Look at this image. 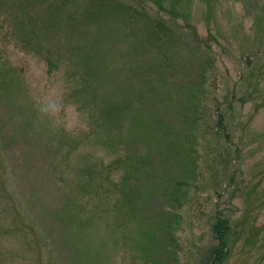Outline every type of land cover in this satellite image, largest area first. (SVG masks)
I'll return each mask as SVG.
<instances>
[{
  "label": "rangeland",
  "instance_id": "1",
  "mask_svg": "<svg viewBox=\"0 0 264 264\" xmlns=\"http://www.w3.org/2000/svg\"><path fill=\"white\" fill-rule=\"evenodd\" d=\"M143 3L152 14L160 13L163 16L160 20L171 24L173 30L171 39L159 44L157 57L150 50L151 65L164 68L156 67L151 71L153 74L139 72L136 63L123 62V56L135 53V49L125 55L124 33L111 23L103 28L94 24L88 34L77 27L67 31L66 26L56 32L58 25H46L31 41V47L9 46L4 52L0 73L8 85L2 88L6 93L1 99L4 108L0 123L6 128L4 133L18 141L5 152L6 166L0 160V199L7 202L2 208L11 205L7 212L0 211L3 213L0 231L10 232L0 241V264H131L142 260V255L135 252L136 242L126 241L127 235L115 228L127 211L129 214V208L116 206L114 197L118 196L113 195L108 205L102 203L99 209L88 208L80 213L86 216L83 224L79 221L71 224L69 220L73 204L86 202L94 191L86 186L82 171L88 168L104 171L106 165L111 168L120 154L125 155V138L135 132L132 126L114 132L118 125L113 118L97 134L93 133L92 108L101 105L103 108L104 100L121 102L127 95L134 97L136 91L151 92L144 98H158L160 80L155 72L159 70L174 72L177 67L195 71L202 59H217L220 98L228 103L234 97L232 109L226 110L223 104V111L232 123L229 131L236 132V141L238 136L242 137L239 142L243 152L239 156L233 153L234 146L227 145L219 134L209 132L202 138V156L196 170L200 186L193 203L186 207L188 221L178 232L190 253V264H199L200 257L212 244L211 224L217 202L222 201L219 204L222 208L236 209L235 204L223 205V201L231 197L233 203L241 206L246 199L241 192L234 194L236 198L230 190L227 192L230 176L237 174L238 184H246L258 180L253 175H261L264 95L256 94L255 87L262 79L260 89H264V0H143ZM171 11L178 15L168 20ZM60 45L64 46L62 52ZM49 48L54 52V61L68 57L73 63L53 68L45 60ZM248 57L253 59L251 66H247ZM130 68L128 74L126 70ZM68 77L74 85H70L71 80L67 82ZM150 103L152 107L157 105L156 101L147 100V105ZM159 110L163 118L168 113L166 108ZM13 133H18V137ZM149 141L134 136L129 150L131 155L144 152L150 160L145 168L157 170V163L152 162L158 157L157 152ZM159 159L162 162V155ZM135 165L129 175L134 174ZM112 169L114 179L126 172L120 171L117 163ZM155 170V180L147 175L143 193L138 192L140 200L159 182L160 172L158 175ZM150 179L152 184L148 182ZM96 183L91 180L88 185L94 184L96 189ZM255 187L256 193L264 192L263 186ZM223 188L227 195L218 197L216 191ZM130 196L134 199V195ZM207 197L211 201H205ZM202 209L204 217L199 213ZM147 212L138 209V222L131 223L133 230L127 234L135 236L134 230L142 228L146 236L140 242L151 244L149 237L156 222L152 214L145 217Z\"/></svg>",
  "mask_w": 264,
  "mask_h": 264
},
{
  "label": "trees",
  "instance_id": "2",
  "mask_svg": "<svg viewBox=\"0 0 264 264\" xmlns=\"http://www.w3.org/2000/svg\"><path fill=\"white\" fill-rule=\"evenodd\" d=\"M148 9L143 0H0V70L3 67L2 56L9 46L17 49L31 47V41L45 30L46 25H58L56 32L62 31L66 26L67 31L77 27L79 31L83 30L82 33L88 34L95 27L94 24L101 25L103 28L111 23L113 26L120 27L124 33L125 55L129 53L128 50L135 49V53L123 56V62L136 63L139 72L153 74L151 71L156 70V67L164 68L151 65L150 59L153 54L155 57L159 55V44L162 41L168 42L173 30L171 24L160 20V17H163L160 13L158 16L157 13L152 14ZM149 14L154 17V20ZM168 14V20L178 15L173 11ZM134 27L136 29L133 31ZM58 48L62 52L64 46L60 45ZM151 48L153 54L150 52ZM45 54L47 55L45 60L53 68H60L64 63H73L68 57L62 58L61 61H54L55 55L50 48ZM202 60L204 61L195 67V71L174 67V72L160 70L155 72V77L160 80L158 89L161 93L158 98H144V95L151 92L136 91L133 93L134 97L127 95V99L124 98L121 102L104 100L103 108L101 105L91 110L92 125L90 127L93 133L97 134L104 128L106 122L113 118L117 119L118 125L114 128V132L124 127H134L135 132L131 136H125V155L120 154L111 163V168L106 165L104 171L93 168L82 171L87 180L86 186L93 187L94 191L90 193V199L86 202L79 205L73 204L74 209L69 222L72 224L79 221L83 224L86 216L83 217L80 213L88 208L99 209L102 203L108 205V200H112L113 195L118 196L114 197L116 206L121 205L120 209L129 208V214L127 211V217L122 216L115 224V228L127 235L124 237L126 241H135V252L142 255L140 262L134 261L131 264H190L188 259L190 253L184 247L178 232L188 221L186 207L190 206V202L193 203L200 186L199 173L196 170L198 160H201L202 156L200 155L202 154L200 146L202 138L205 134L214 132L223 137L224 142L231 148H233L232 145L234 146V154L239 156L243 152L239 142L242 141V137L238 136V141L235 140L236 132L229 131L232 123L228 119L227 112L223 111V104L226 110L234 107V97L228 103L220 98L217 59L208 57ZM252 60L251 57L247 58V66L252 65ZM131 70L130 68L126 72L129 74ZM4 79L5 76L1 72L0 115L4 108L1 99H4L6 93V90L2 88L4 84L8 85ZM72 79L71 77L67 79V82L71 80L70 85H74ZM261 83L262 79L256 84L255 93L262 92L263 96L264 89H260ZM160 86L164 88L160 89ZM71 88L73 86L69 89ZM147 100L156 101L157 105L155 107H152L151 103L147 105ZM161 108L168 109L169 114L167 113L164 118L159 113ZM4 131L6 128L0 123L2 166H6L5 163L8 160L5 152L18 141L14 142L11 135H6ZM125 132L123 130L124 135ZM13 136L17 138L18 133H13ZM134 136L144 141H149L150 138L149 142L154 144L156 156L162 155V162L158 160V157L152 161L157 163V170L145 168V166L148 167L150 160L144 152L131 155L129 146ZM116 163L120 171L126 170L125 173L118 175V179H114L115 175L111 173ZM134 163H137V166H134V174L129 175ZM259 168L262 170L261 175L259 177L253 175L258 180L252 179L246 184H238L237 174L230 176L227 192L230 190L233 198H236L234 194L241 192L246 195V199L241 206L236 205V202L233 203L231 197L223 201V205L235 204L236 209L222 208L219 206L222 201L217 202L211 224L212 244L200 257L199 264H264V192H255V186H263L264 191V169L261 165ZM154 170L158 175L160 172L157 177L159 182L154 184V189L144 192L146 195H143L140 200L138 192L143 193L141 190L147 182V175L155 180ZM91 180L97 181L96 189L95 183L88 185ZM254 180L255 183H253ZM148 182L153 183L151 179ZM224 191V188L221 192L216 191V195L224 198L227 195ZM130 195H134V199ZM0 200V211L7 212L11 205L6 204L2 208L7 202L5 199ZM104 200L107 201L104 203ZM206 200L211 201V198L207 197ZM138 209L148 210L145 217L149 218L152 214V218L155 219L156 227L149 237L151 244L140 242L146 236L142 228L134 230L135 236L127 234L133 230L131 223L138 222ZM199 213L205 216L203 209ZM8 233H10L8 229L0 231V241Z\"/></svg>",
  "mask_w": 264,
  "mask_h": 264
}]
</instances>
